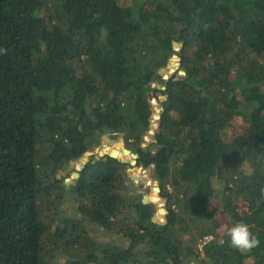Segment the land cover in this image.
Returning a JSON list of instances; mask_svg holds the SVG:
<instances>
[{
  "label": "trees",
  "instance_id": "obj_1",
  "mask_svg": "<svg viewBox=\"0 0 264 264\" xmlns=\"http://www.w3.org/2000/svg\"><path fill=\"white\" fill-rule=\"evenodd\" d=\"M129 3L0 0V264H264V0ZM106 134L151 168L164 222L132 194L126 161L90 154L65 185ZM171 198L202 224L197 238H176ZM238 221L260 240L251 252L225 234Z\"/></svg>",
  "mask_w": 264,
  "mask_h": 264
},
{
  "label": "rangeland",
  "instance_id": "obj_2",
  "mask_svg": "<svg viewBox=\"0 0 264 264\" xmlns=\"http://www.w3.org/2000/svg\"><path fill=\"white\" fill-rule=\"evenodd\" d=\"M129 1L130 0H121V2L123 4L130 6V7H134L131 3H129ZM173 56H175V55H173ZM171 63H174L175 66H171ZM177 64H178L177 61H170V59H169L167 66L164 68V70L160 71L163 74L162 78H166V76L169 73L173 72L177 68ZM178 73H181V72L178 71ZM152 99H153V101H152ZM152 99L150 100V103L152 105V110H153V113L151 115L152 116L151 119H153V121H151V123L149 125V129L147 130V131H149V134L146 135L144 133V135H142L141 146H145L146 144H148L151 141V136L153 135V132L157 127V120H158L159 116H158V112L156 109L159 108V104L157 103L155 98H152ZM104 144H105V142L103 140H100L99 144L96 145L92 151L86 152L84 154V156L88 157L90 154H94V155L100 154V151H98V153H97L96 149L100 150V148ZM125 161L129 163L130 158L127 157ZM78 163H81V158L75 162L70 163V164H73V167L70 169H67L68 171H70V175H69V177L65 178V180H71L70 183H72L73 180L75 179L72 176V171H76V169L78 168V166H77ZM150 172H151V168H147L146 170H143V169H140L139 167H135L134 171L132 173L126 172V180L128 183L129 182L132 183V186L130 185V187L132 188V191H131L132 194H136L138 192V190H142L143 191L141 193L142 198L147 196L148 202H151L154 204L155 210H154L153 216L156 218V221L164 222V215L165 214L160 210V208L165 209V201L163 199H161L158 196V192H156L153 189L154 187L157 186V183L155 180H153L151 178ZM61 175L63 177H65L66 172L62 171ZM130 175H135V176H138L140 178H144V179L148 180V183L142 184V183H140V181H133V180L131 181L129 179ZM239 177H240L239 175H236L234 173L229 174L230 182L235 183V184L238 182L237 180ZM245 182L246 181H243V182L239 181L238 184H244ZM170 201L171 202L173 201L172 206L175 209V211L177 213H179V215L182 219L181 222L177 226L179 228V230H178V233L176 230V238L177 239L184 238V239H188L189 241L193 238L194 239L197 238V235L199 234V232L195 231L193 228L196 227V228H198V230H200L202 224L199 221H196L195 224L193 225L192 222L188 221L189 216H188V214H186L185 209L182 207V202H180L177 198H175V199L171 198ZM222 202L223 201H222V198L220 196H218L215 200H213L212 213L214 216H218L221 214L224 215L225 209L223 208ZM247 204H248L247 201H242L240 199V202L237 203L238 211L240 212L241 210H247ZM62 210H64V211L66 210L70 214V211L66 208V206H62ZM63 214H66V212H64ZM205 221H207V220H205ZM206 223L207 224L210 223L211 225L213 224V222L210 220L207 221ZM91 229L93 230L94 226H91ZM185 231H187V233ZM191 231H194V232H191ZM94 237L97 241L109 242V243H111V244H113L119 248L125 247L126 244L128 243V241H126L121 236L115 235V234L110 233V232H104V231L100 230L98 227H95ZM218 239H219V237H218ZM219 240H221V238ZM189 241H188V244L191 246L193 242H189ZM63 259H64V257L62 255H59L58 257L55 258L54 263L55 262L58 263V262L62 261ZM190 264H192V263H190Z\"/></svg>",
  "mask_w": 264,
  "mask_h": 264
},
{
  "label": "water",
  "instance_id": "obj_3",
  "mask_svg": "<svg viewBox=\"0 0 264 264\" xmlns=\"http://www.w3.org/2000/svg\"><path fill=\"white\" fill-rule=\"evenodd\" d=\"M176 44V43H174ZM177 57L176 56H172L170 57V61H177ZM171 66H175L174 63H171ZM164 70V68H161L160 71ZM157 112L159 113V111L161 110V108L159 107L158 109H156ZM151 121H153V119H151ZM145 134L148 135L149 131H145ZM103 141L105 142V144L100 148V150L96 149V152L98 153V151H100V154L96 155V158H98L99 156H103V155H108L111 158H116L119 159L121 161H125L127 157L130 158L129 164L126 168V172L132 173L134 171V166L136 164V158H137V154L132 152L130 149L126 148L124 145V139L122 134H118L116 136V138H110L109 135H104L103 136ZM88 160L87 156L81 157V163H78V168L76 169V171H72V176L74 178L78 177V171L81 170L83 168V164ZM73 164H69L68 165V169L72 168ZM129 179L132 181H140V183L142 184H147L148 180L144 179V178H140L138 176L135 175H130ZM71 180H64L65 185L70 184ZM129 185L132 186V183L129 182ZM156 192L159 191L158 186L153 188ZM142 190H138V193H142ZM142 203H147L148 202V197L145 196L141 199ZM160 210L166 214V210L164 208H160ZM153 221H156V218L153 216L152 217Z\"/></svg>",
  "mask_w": 264,
  "mask_h": 264
},
{
  "label": "clouds",
  "instance_id": "obj_4",
  "mask_svg": "<svg viewBox=\"0 0 264 264\" xmlns=\"http://www.w3.org/2000/svg\"><path fill=\"white\" fill-rule=\"evenodd\" d=\"M259 191L261 196L264 197V187H261ZM225 234L231 246L244 253L251 252L252 249L257 248L260 244L257 235L250 231L249 226L242 221L228 226ZM209 239H213V237H209Z\"/></svg>",
  "mask_w": 264,
  "mask_h": 264
},
{
  "label": "built area",
  "instance_id": "obj_5",
  "mask_svg": "<svg viewBox=\"0 0 264 264\" xmlns=\"http://www.w3.org/2000/svg\"><path fill=\"white\" fill-rule=\"evenodd\" d=\"M152 101H153V99H152ZM206 240H209V237H204V239H203L202 241H200V242L197 244V248H198L199 250H201L202 244H203L204 241H206Z\"/></svg>",
  "mask_w": 264,
  "mask_h": 264
},
{
  "label": "flooded vegetation",
  "instance_id": "obj_6",
  "mask_svg": "<svg viewBox=\"0 0 264 264\" xmlns=\"http://www.w3.org/2000/svg\"><path fill=\"white\" fill-rule=\"evenodd\" d=\"M103 136H104V135H103ZM103 136L101 137V140H103ZM116 136H117V135H110L109 137H110V138H116ZM128 164H129V163H128ZM135 167H138V166H136V164H135L134 168H135ZM139 168H140V167H139ZM140 169H141V168H140Z\"/></svg>",
  "mask_w": 264,
  "mask_h": 264
}]
</instances>
